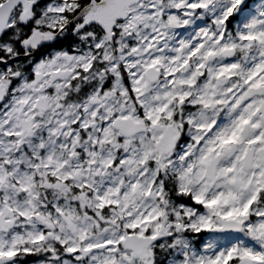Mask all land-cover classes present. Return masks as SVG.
Masks as SVG:
<instances>
[{
    "label": "snow or ice",
    "instance_id": "1",
    "mask_svg": "<svg viewBox=\"0 0 264 264\" xmlns=\"http://www.w3.org/2000/svg\"><path fill=\"white\" fill-rule=\"evenodd\" d=\"M0 264H264V0H0Z\"/></svg>",
    "mask_w": 264,
    "mask_h": 264
}]
</instances>
